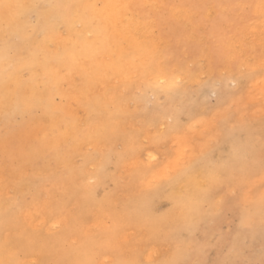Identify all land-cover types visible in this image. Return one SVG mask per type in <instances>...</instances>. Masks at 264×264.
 Segmentation results:
<instances>
[{
    "label": "rangeland",
    "instance_id": "rangeland-1",
    "mask_svg": "<svg viewBox=\"0 0 264 264\" xmlns=\"http://www.w3.org/2000/svg\"><path fill=\"white\" fill-rule=\"evenodd\" d=\"M64 1L50 46L70 62L54 101L95 128L101 149L83 150L96 179L43 224L28 206L33 189L6 176L0 264H264V0Z\"/></svg>",
    "mask_w": 264,
    "mask_h": 264
},
{
    "label": "bare ground",
    "instance_id": "bare-ground-1",
    "mask_svg": "<svg viewBox=\"0 0 264 264\" xmlns=\"http://www.w3.org/2000/svg\"><path fill=\"white\" fill-rule=\"evenodd\" d=\"M129 1H131V0L126 1V4H129L128 3ZM170 1H172V0H170ZM261 2L262 1L259 2V5L261 4ZM115 4H116L115 1L111 2V7L108 8V10L106 12L107 15H108V13H110L111 9L115 10V8H116ZM5 5H13L14 7L7 8V7H5ZM31 6H32L31 9H34L36 11V14H37L36 15L37 16V22L36 23L29 22L28 17H27V13H28L29 8ZM62 6L66 7L64 0H0V196L1 197H7L9 195L6 193L8 190L7 188L9 187V186L7 187L5 184L6 176L11 177L10 178L11 180H9L10 182H8V183H10L13 187H15L21 191L28 190V189L32 188L34 193H32V195L29 197L28 201H30V202H29L28 206H29V208H32V207L35 208V210H34L35 212L33 211L34 212L33 218L34 217L36 218L35 219L36 222L37 223H43V224H46L44 222H45L47 216L50 213H52L51 211L55 210L57 207L64 204V202H66L68 200L78 202L79 199H81V197L83 195L84 196L87 195V193H88V191H86L88 189L87 187H90V185H89L90 179L89 178L93 177V174L95 173L94 169H95V166L97 165V162H98L96 159H93V156L91 155V153H90V155H88L83 150L87 146H88V149L91 148L93 150L98 146V143L96 142V140L93 137V133L95 131V128H91L87 124L84 116L82 114L81 115L77 114L73 110L72 106H65L63 104H60V103H57L54 101L55 95L64 96V94H63L64 92L61 90V83L64 79V74L62 73V69H64L65 64L67 66L68 62H70L68 60L62 61V58H63L62 52L63 51H59L56 49L54 50L50 46V42L53 41L52 38L57 35V31H56L57 25L56 24L58 23V19L62 18L63 16H66L65 11L62 10ZM255 9H256V7H255ZM120 11H122V7H120ZM212 11H214V10H212ZM116 12H117V10H116ZM161 13H163V12H161ZM209 14H210V12H209ZM131 16H132V14H131ZM132 18H131V20H132ZM133 22H134V20H133ZM154 22H155V20H154ZM158 22H159V20H158ZM254 22H253V25H254ZM137 23H140V22H137ZM149 23H150V21H149ZM256 23H257V21H256ZM256 23H255V25H256ZM261 23H263L262 25L264 26V22L262 21ZM147 25H149V24L147 23ZM257 26H259V25L257 24ZM132 27H134V25ZM254 27H256V26H253V30L255 29ZM25 28H27V29H25ZM249 28H252V27H249ZM257 29L258 28H256V30ZM246 30H247V32H249L248 28H246ZM249 30H251V29H249ZM253 30H251V32ZM263 30H264V28L262 29V31ZM260 31H261V29L259 30V32H257L258 37L260 36L259 35ZM251 32H250L249 36L254 37L253 35L251 36ZM147 33H148L147 30H145V31L144 30H134V34H136L138 36L139 35H141V36L147 35ZM253 34H255V33H253ZM257 36H256V38H257ZM263 36H264V33H263ZM154 38H156V37L154 36ZM166 38H168V36H166ZM247 38H249V37H247ZM252 39L253 38L248 39V40H252ZM258 39H260V38H258ZM263 39H260V41H262ZM161 40H163V39H161ZM157 41L158 42L160 41V37H159V40H157ZM180 42H182V41H180ZM180 42H179V44H180ZM159 44H161V43L159 42ZM163 44H165V43H163ZM188 51H190V50L188 49ZM67 53L68 52H66L64 57L68 56ZM213 57H214V55H213ZM263 59L260 60L261 61L260 63H262L264 61ZM260 63L258 61V63L254 64V66L258 65V64L261 65ZM241 67H244V66H241ZM195 74H197V73H195ZM183 75H181V77ZM200 75H202V77H203L204 74H198V81H199V78H201ZM161 78H162V76H161ZM194 78H197V76H195ZM162 79H159V80H162ZM203 79L201 78L200 81ZM171 80H172V78H171ZM173 80H175V78ZM173 80H172V84H173ZM190 80H192L191 82L196 81L195 79L193 80V77ZM214 80L215 79H213V81ZM176 81H177V79H176ZM180 81H182V80H180ZM177 82H179V81H177ZM231 82H233V80ZM174 83H176V82L174 81ZM218 84H219V82H218ZM198 85H199V83H198ZM231 89H233V88H231ZM209 94H211V92ZM229 103H231V101L228 102V105L230 106ZM180 108H182V107H180ZM189 108L192 109V107H189ZM97 109H99V108H97ZM162 109H160V110H162ZM225 109H222V110H225ZM262 109H264V108H262ZM218 110H220V109H218ZM157 112H158V110H157ZM195 113H197V112L195 111ZM222 113H223V111H222ZM253 113H255V112H253ZM150 114H152V113H150ZM219 114H221V112H219L217 115L219 116ZM242 114L240 116H242ZM213 115H216V114H213ZM211 117L213 119V116H211ZM207 118H206V121H207ZM152 120H154V119H152ZM141 121H143V120H141ZM160 122H162V121H160ZM150 123H151V121H150ZM208 123L211 124L210 121H208ZM138 124H139V122H138ZM161 124L160 125L158 124V126H161ZM213 125H214V123H213ZM158 126H156V127L158 128ZM184 126H185V124H184ZM163 128H165V126ZM203 128H201V129L203 130ZM152 130H154V129H152ZM163 133H162V135H163ZM127 134H130V133H127ZM190 134L188 136H190ZM198 135H200V134H198ZM131 136L132 135H130V137ZM147 137H149V136H147ZM187 137H186V139H187ZM225 138H226V136H225ZM147 141H148V139H147ZM192 141H193V139H192ZM152 143H154V142H152ZM152 145H154V144H151V146ZM159 145H161V143ZM128 147H130V146H128ZM237 147H239V146H237ZM97 149H101V147H99V148L97 147ZM152 151H153V149H152ZM144 152H143V154H144ZM154 154H155V152H154ZM76 156H78V157L82 156L83 160H85V162L89 163V169L92 168V171L90 172V176L86 177L82 173V170L79 168V165L76 163V160H77ZM157 156L159 157V155H157ZM144 159L146 161L145 156H144ZM152 161H154V160H152ZM130 162H132V161H130ZM109 163H107V164H109ZM111 163H112V161H111ZM127 167H129V168H126V169H130V165ZM136 168H138V167H136ZM140 169L141 168H139V170ZM105 170H107V169H105ZM115 170H116V168H115ZM208 170H209V168H208ZM249 172H250V170H249ZM148 177H150V176H148ZM93 179H96V178L93 177ZM100 179H102V178H100ZM83 189H85L84 191H86L87 193L84 192L82 194L80 191H82ZM15 193H14V195H15ZM13 197H14L13 200H15V196H13ZM97 199H98V197H97ZM101 202L102 201H100L99 203H101ZM72 205L74 206L75 204H72ZM72 205L69 207H72ZM83 205H85V204H83ZM75 206H74V208H75ZM16 210H19V208ZM99 212H98V214H99ZM24 214H25V212L23 213V216H24ZM26 215L27 214H25V217H26ZM58 216L59 215H57V217ZM25 217H24V219H25ZM57 217H53V218H55V219L65 218L64 216L63 217L59 216L58 218ZM75 217H77V216H75ZM55 219H53V220H55ZM69 219L71 220V218H69ZM30 220H29V222H31ZM64 221H67V220L64 219L63 222ZM32 223L33 222H31V224ZM27 224H28V222H27ZM47 225H46V227H47ZM66 225H67V223H66ZM46 227L44 226V228H46Z\"/></svg>",
    "mask_w": 264,
    "mask_h": 264
},
{
    "label": "snow or ice",
    "instance_id": "snow-or-ice-1",
    "mask_svg": "<svg viewBox=\"0 0 264 264\" xmlns=\"http://www.w3.org/2000/svg\"><path fill=\"white\" fill-rule=\"evenodd\" d=\"M5 7H7V8H11V7H14L13 5H5ZM165 83V81L164 80H158L157 82H156V84L155 85H153L154 87H160L161 85H163Z\"/></svg>",
    "mask_w": 264,
    "mask_h": 264
}]
</instances>
